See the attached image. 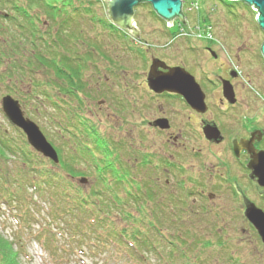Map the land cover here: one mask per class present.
<instances>
[{"label": "rangeland", "instance_id": "obj_1", "mask_svg": "<svg viewBox=\"0 0 264 264\" xmlns=\"http://www.w3.org/2000/svg\"><path fill=\"white\" fill-rule=\"evenodd\" d=\"M86 1L87 0H76L72 6L73 10H76L78 15L85 17L92 16L91 11L89 10L91 6L88 5ZM183 1L185 8L188 9V11L187 9L185 10V12L187 11L188 13L187 24L178 28L174 26L168 28L171 31H173V29H177L178 33L188 32V34L194 36L191 43L187 45V49L182 47L183 45L187 44L185 43L186 41H181L180 43L178 42L174 44L170 42V38H165L166 33L163 32V29H166L164 27V22L155 17L151 7L148 5L139 6L135 11V25L138 30L143 32L142 36L140 37L141 43L147 42L152 47L149 51L156 49V53H158V49L172 46L177 47L178 56L176 59H173V61L180 60L182 63H184L189 60L190 56L194 55L192 51L188 50L189 46H192L195 50L196 48L202 46L203 43H208L207 40L205 41L202 39V37L205 36L207 39L206 32L210 30L212 33L210 36L214 38L210 41V43L215 45L216 48H222V50L226 51L228 54V56H226V64L234 71H239L242 76L235 82V93L239 102V105L234 108L236 114L233 115V112L231 111L230 113H227V116L219 114V118L223 123H235L238 116L237 110H240L241 113L244 115L246 114V116L249 117V121L254 117L253 115H257V119H262L264 122V59L260 54V46L264 40V33L258 28L255 22V14L250 8H248V6L240 3H231L227 5L220 0ZM96 7L98 13H102V15L106 13L107 5L105 2H103V0H101V8L97 4ZM92 9V14L96 13L95 8ZM82 10L85 12L80 14ZM93 18L91 17L87 20L92 22L94 21ZM92 24L95 25L96 22H93ZM84 26H86L85 28H87L89 33H91L92 30L88 29L90 26L87 23ZM201 34L204 35L201 36ZM179 39H183V37L181 36L178 38V40ZM104 45L105 44H101L102 47ZM135 45L139 46V44ZM173 47L172 50L176 49ZM88 52H90V49H88ZM156 53L154 55L157 58H163L162 56L160 57V54L157 55ZM111 55V60L115 61L116 63H118V61L121 62L120 65L122 67H129V71H126H128L129 74L132 72L131 76L135 74L137 75L138 72L142 74L146 69V67L143 68V66L137 63H133L132 67L131 63L136 61H128L126 59L128 56L126 54L122 55L120 52H118V50L112 52ZM199 56L200 55L198 53H195V58L198 59L199 62H202L203 65L205 64V70L211 75L212 61L206 60L204 57ZM231 57H234L235 61H233ZM23 58L24 55L18 54L14 59V64H16L15 68L20 72L25 70V68L22 66L24 63ZM5 64L0 69V72H2L4 77L9 74L7 68L9 66ZM24 64L26 65V63ZM130 68L133 70L130 71ZM30 70L32 71L30 73V77L26 78V83L21 82V80L16 77V70H14L12 72L11 80L8 83L11 86L10 90L12 92H8L7 89H4V85L0 84V99L7 94H17H13L11 96L14 99L19 97V99L23 101V104H21L23 116L29 118L31 121L37 124L45 137L54 146L62 148L63 154L68 156V151H70L71 148L66 147L64 141L61 142V140L58 139L60 136V130L58 131V128L55 127L52 119L49 118L50 116L48 117V113L50 112H53V114L56 115V110H58V112L61 111V106L59 110L56 108V106H53L54 104L51 103V101L48 100L50 99V94L53 92L50 91L49 86H53V83L55 82L54 76L50 70L47 71L44 77L41 74V70L38 71L37 68L36 70ZM125 80H127V78H125ZM7 81L5 85H7ZM28 82H33L35 84L41 83V86L39 88H35L31 84L32 92L28 93ZM139 82H142V75L139 79ZM137 84L138 83H134V88H132L131 83L130 85L125 83L126 88L130 90L132 93L131 95L134 97L132 98L130 95L128 98L130 102L136 106V109L130 112V114L133 115L131 116V120L128 121L130 122L129 124L119 119L118 115H120V112L111 110L107 105H99V102H97V99L95 98H92L93 100L91 101L87 100V105L85 103L83 104V108H85L86 105L88 106V110H90L86 112L84 109V112L86 114L88 113V118H90V121L86 119V128L89 131L95 130V136L92 135V132H89V137H92V141H90L89 144L86 143L90 149L94 150L93 147H96L97 144L102 143V141L97 137H100L101 139L105 137V139H107V148H109V140H111L110 137H114L119 134L120 130H123L120 131V133H123L120 134L119 137H123L125 140L130 142L132 139L134 140L137 138V131L140 130L147 134L146 137L150 143L147 144L148 151H156L158 150L157 148L160 147V151H162V153L165 152L166 154L170 155L169 151H167L165 148V146H168V144L165 143V138H170V141H173L172 138L178 136L179 133H171L170 130L166 133H158L154 130H148L149 122L160 117H167L170 122L177 121L178 125L183 124L184 121H188L189 119L191 120L192 126H196V124H198L196 117L192 116L193 114L190 110L183 108V106L180 104L173 103L174 101L155 103L154 100L150 99L144 94L143 90L140 92H136L134 90ZM13 90H15V92H13ZM45 92L47 94L46 96L49 97L47 98V101L43 97ZM124 95L128 96V94L125 93H120V95H118L120 97L121 103H123ZM25 98L27 100H25ZM119 106L122 108L126 107L125 103L120 104ZM173 109H180V111L178 113ZM217 111L218 110L216 109V114L218 113ZM80 112L84 113L82 110ZM127 119H129V116H127ZM0 129L2 133L14 141L17 147L24 139V137L22 138L23 134L21 131L11 126L1 113ZM179 131L183 136L190 138L188 132H185V128L183 130V128L180 127ZM94 139H96L99 143L94 141ZM178 140L174 141L178 142ZM200 141L194 140L195 143L192 144V149H194L192 150L194 155L191 156L192 159L187 156L175 155L178 157L176 160L179 161V165L183 168V170L197 173V171L200 169L198 165L199 163H205L203 166L208 168L214 164L217 167H222V162H224L225 159V148H220L223 157H218V148L213 149L208 146L206 147V145L203 146L202 143L199 144ZM174 146L180 147L179 144L176 143H174ZM28 148L30 147L28 146ZM198 149L201 150V153L200 151L197 152ZM140 150H143V147H141ZM187 151H189V149ZM122 152V149H116V153L122 155ZM71 153L74 156H86V152L82 150H78L74 154L73 151ZM19 154L20 152L18 151V148H16L11 154L0 156V172L5 170L9 175L10 180L13 179L16 174H18L16 168H19L20 166V163L18 162ZM95 154L97 153L95 152ZM200 155L204 157V159L202 158V161L200 159L199 162L197 159ZM75 159L78 160L80 158L78 157ZM225 160H228V157H226ZM81 162H79L76 166L85 173L83 177L88 179L85 187H81L86 190H92L95 187L92 185L94 181L92 168L85 167L83 160ZM207 175H209L208 172H204L201 174V176L197 177L205 178ZM154 178L156 177L153 176L147 181V183L149 182V184L146 185L148 189H157L158 184L155 183L156 180ZM189 178L192 182L194 181V183L198 185L200 190L202 188L205 189L203 185H205L206 189L208 190L210 188L209 184H212L211 181L207 182L206 180L190 177L189 173L187 176L185 174L184 178H179L178 181L184 182L187 180L188 183H191L189 182ZM77 179L78 177H76L74 180H71L77 184ZM214 179L217 180L218 178ZM169 180H171L170 183L177 182V180H172V178ZM185 189L191 190L187 186ZM30 191L31 190H26L23 192L22 198L24 197V200L15 196H11L9 200L7 196L0 192L2 194L0 195V264H136L132 262H124V260L120 258L118 254L113 253V249L111 247L100 249L99 251H96L94 247V251L92 252V247L87 246V241L82 239L79 241L74 238L69 239L65 235V231H63L65 230L64 228L61 230L63 237H60L57 228H60L61 226L52 225V228L51 225L45 224L51 223L49 216L51 210L50 206L46 202V199L37 195H32V192ZM199 198L200 197L197 198L199 202H195L191 198L185 197L183 194L178 196L177 199L173 200H165L163 197H160L162 204L165 205L162 206L163 209L171 207L176 201L178 202V200H181L180 205H186L187 208H190L191 211H189V213L193 214V216H190L188 220L186 219V221H191L189 225H194L193 228L202 233L205 241L204 243L214 244L218 240L223 242L224 245H221L219 248H217L218 246H209L210 248H205L203 250L202 259L200 260L199 264H264V247L260 245L259 239L256 237L250 225H236V222L238 224L240 221H242V214L239 212V210L238 212L236 211V200L228 198L224 201L217 202V204L226 207L228 210V217L231 219L219 213V216L222 219L221 225H218V221L215 222V225H209V223H212L210 215L213 216L214 214L212 213L215 212V210L210 212V215L204 212V206L199 205ZM35 199L36 203L33 206L29 205L33 203ZM182 200H184V202ZM26 201L28 204H26ZM25 210L29 211L32 215L31 222L28 221L30 224L24 220L25 216L23 215L26 213ZM203 228H205L206 231ZM41 231L46 234H54V237L47 242H43L38 236L39 232ZM213 231H215V233H213ZM222 259H224V261L220 262Z\"/></svg>", "mask_w": 264, "mask_h": 264}, {"label": "flooded vegetation", "instance_id": "obj_2", "mask_svg": "<svg viewBox=\"0 0 264 264\" xmlns=\"http://www.w3.org/2000/svg\"><path fill=\"white\" fill-rule=\"evenodd\" d=\"M144 5L150 6L149 4ZM137 7L133 9V18L135 17ZM186 9L184 1H182L181 12L184 16L183 22H180L178 19H174L171 23L159 20L164 22V27L166 28L163 29V32L166 33L165 38H170V42L174 44L186 41L185 43L187 44L182 47L187 49V45L191 43L194 36L188 34V32L178 33L177 29L171 31L168 28L169 26H167L169 24H171L170 27L174 26L176 28L185 26L188 22V9L185 12ZM91 15L96 22L99 20H102V22L92 25L90 28L92 30L91 33L88 31L83 32L85 41L83 38L75 41L77 43L76 48L83 49L84 53L89 55L83 58L82 55L78 54V61L74 65V61L68 58L67 50L62 48L60 96L62 100L63 139L66 145L73 147L82 144L85 131H89L86 128V119L90 121L88 113L86 114L84 109L86 112L90 111L88 110V106H86V102L87 100H93L92 98L97 99L99 105H107L111 110L120 112V115H118L119 119L129 124L130 122L128 121L131 120V116L133 115L130 112L135 110L136 106L128 98L132 93L126 88L125 83L128 85L131 83L132 88H134V83H138L134 89L136 92L143 90L144 94L154 100L155 103L174 101L173 103L182 105L183 108L192 112V116L196 117L198 124L192 126L189 119L188 121H184L183 124L178 125L177 121L170 122L167 117H160L149 122L148 130H154L158 133H166L170 130L171 133H179L178 136L172 138L173 141H170V138H165V143L168 144L165 148L169 151L170 155L165 152L162 153L160 147L156 151H148L147 144L150 143L146 137L147 134L143 131H137V138L132 139L130 142L123 137V139L119 137L123 133H120V131H123L120 130L119 134L114 137L111 136V140H109L108 153L112 157L111 180L115 181V177L119 172V166L122 165L127 182L133 179L134 182L138 183L141 191L145 190L146 182L154 176L156 177L154 178L156 180L155 183L159 187L156 186L157 194L165 200L177 199L178 196L183 194L185 197L199 202L197 198L200 197L199 205L204 206V212L210 215V212L215 210L212 213L214 215H210L212 223H209V225H215L216 221H218V225H221L222 219L219 213L228 217L226 207L217 204V202L228 198L234 199L237 202L236 211L238 212L239 210L242 214V221L238 224L236 222V225H250L259 239L257 231L246 219L245 213L251 206L264 213V188L259 185L258 178L252 169L249 168L253 156L260 154V152L264 153V122L262 119L258 120L257 115H253L254 117L249 121V117L241 113L240 110H237L238 116L235 123H223L219 118V114L227 116V113L231 111L233 115L236 114L234 108L239 105V102L235 93V82L242 77L239 71H234L226 64V56H228L226 51L222 50V48H216L215 45L208 42L203 43L202 46L195 50L192 46H189L188 50L192 51L194 55L190 56L187 62L182 63L180 60L173 61L178 56L177 47L172 46L176 48L173 50L172 47L158 49V53H156V49L149 51L152 48L151 45L147 42L141 43L140 37L143 34L141 30H138L137 36H135L131 31L113 28L111 21L98 13ZM208 32L211 33V31H207L206 33L208 34ZM181 36L183 39L178 40ZM64 40L68 43L66 47H69V41L67 39ZM101 44L105 45L102 47ZM135 44H139V46ZM88 49H90V52H88ZM115 50H118L122 55L126 54L128 61H136L131 63L132 67L133 63H137L143 66V68L146 67L145 71L142 74L137 71V75L131 76L132 72L130 74L128 72L129 67H122L120 65L121 62L118 61L116 63L111 60V53L115 52ZM155 53L157 55L160 54V57L162 56L163 58H157L154 55ZM195 53H198L206 60L212 61L211 75L205 70V64L203 65L202 62H199L195 58ZM231 58L235 61L234 57ZM70 64H73V68L70 67ZM152 65H156V68L153 70L154 74L165 75L168 73V69L174 68L177 70L182 69L190 75L204 96V111L198 112L193 109L179 93L154 89L151 86L152 74L150 71ZM131 70L133 69L130 68ZM141 75L142 82L140 83L139 79ZM223 82H228L232 87L234 103H230L224 97L222 90ZM120 93L128 94V96L124 95L123 97V103L126 106L123 108L119 106L123 104L118 96ZM132 98L134 97L132 96ZM84 103L86 104L85 108H83ZM216 109L218 110L217 114L215 112ZM81 110L85 114L81 113ZM173 110L178 113L180 111V109ZM0 112H2L1 108ZM127 116H129V119H127ZM72 117L75 118V122L71 121ZM180 127L183 130L185 128V132H188L190 138L180 134ZM72 130H74V133H72ZM174 140H178V142ZM194 140H201L199 144L202 143L203 146L206 145V147L208 146L213 149L218 148V157H223L220 148H225L224 158L228 157V160L224 159L222 167H217L214 164L208 168L203 166L205 163H199L200 169L197 173L183 170L179 165V161L176 160L178 158L176 156L180 155L190 158L194 156L192 153V150H194L192 149V144L195 143ZM174 143L179 144L180 147H175ZM141 147H143V150H140ZM117 148L123 150L122 155L116 153ZM188 149L189 151H187ZM199 151L201 153V150L198 149L197 152ZM202 158L204 159L200 155L197 160L200 162ZM204 172H208L209 175L205 178L197 177L201 176ZM188 173L190 177L206 180L207 182L211 181L212 184H209L210 188L207 190L206 186L202 184L205 189L202 188L200 190L198 185L194 181L192 182L190 178L189 182L191 183H188L187 180L184 182L178 181L179 178H184V175L186 174L187 176ZM168 178L177 180V182L170 183L171 180ZM214 178L218 179L215 180ZM184 186L189 187L191 190H186ZM228 218L231 219L230 217ZM259 243L264 247L260 239Z\"/></svg>", "mask_w": 264, "mask_h": 264}, {"label": "trees", "instance_id": "obj_3", "mask_svg": "<svg viewBox=\"0 0 264 264\" xmlns=\"http://www.w3.org/2000/svg\"><path fill=\"white\" fill-rule=\"evenodd\" d=\"M221 1L227 5L238 4V2ZM75 2L76 0H0V69L5 63L9 66L7 67L9 74L6 77L0 72V84L4 85V89L12 92L8 83L14 70L16 77L26 83V78L30 77V69L41 70L43 77L49 69L55 82L53 86H49L50 91L53 92L48 100L60 110L62 48L67 50L68 58L74 61V65L78 61V54L83 58L87 57L89 54L84 53L83 49L76 48L75 41L82 38L85 41L83 32L88 30L84 25L94 22L87 20L91 16L78 15L76 10H73L72 6ZM86 2L91 6L89 10L92 14L95 3L92 0ZM84 12L82 10L80 14ZM64 39L69 41V47H66L68 43ZM18 54L24 55L23 62L26 63V65L23 63L25 70L21 72L14 64ZM70 67L73 68V64H70ZM6 81L7 85H5ZM27 84L28 93L32 92L31 84L35 88L41 86V83ZM11 95L9 94L13 98ZM46 95L45 92L43 97L47 101L49 97ZM17 101L20 106L23 104L21 99ZM52 114L53 112L48 113V117L50 116L59 131L60 112L56 110V115ZM89 132L94 135L95 130L85 131L83 143L89 144L92 141ZM97 138L102 141L93 147V151L97 154L85 151L87 149L85 147L80 148L86 152V156L79 155L81 159H78L79 161L71 151L70 155L65 157L62 148L54 146L49 141L59 161V164L54 166L28 148L25 137L17 147L14 141L0 129V156L11 154L18 148L20 166L16 170L22 178V183L19 182V193L22 192L25 184L34 185V194L46 199L50 206L51 223L48 225L52 228V225H61L62 229H65L63 231L68 233L67 236L87 241L88 247L92 249L111 247L113 253L118 254L126 263L199 264L205 248H210L209 246L219 248L224 245L220 240L214 244L204 243L202 233L194 229V225H191L192 227L189 225L191 221H186L193 216L189 213L190 208L180 205L181 200H178L171 207L163 209L164 204L157 190L148 189L146 185L149 182H146L145 190L142 191L133 179L127 182L122 165L119 166L118 175L115 177L117 192L112 194L113 182L109 180L112 157L108 153L107 139ZM58 139L62 142L60 136ZM77 151L78 149L75 150ZM82 160L85 167L92 168L94 178L92 185L95 186L92 190L83 189L73 182L76 177L88 180L83 177L85 173L76 166ZM0 178L2 191H8L7 185L10 179L5 170L1 171ZM24 216L26 222L31 220L29 213H25ZM203 229L206 231L205 228ZM47 238L48 236L44 239ZM223 261L224 259L220 260Z\"/></svg>", "mask_w": 264, "mask_h": 264}, {"label": "water", "instance_id": "obj_4", "mask_svg": "<svg viewBox=\"0 0 264 264\" xmlns=\"http://www.w3.org/2000/svg\"><path fill=\"white\" fill-rule=\"evenodd\" d=\"M240 2L256 11V23L258 28L264 33V0H227ZM106 3V0H103ZM141 4H149L153 12L167 23L174 19L184 21L181 12L182 0H109L107 1L106 14L111 23L120 30H128L137 36L138 29L133 22V9ZM171 26V25H170ZM260 54L264 59V40L260 46ZM155 66H151L152 74L151 86L154 89L166 90L181 94L185 101L196 111L203 112V94L194 79L182 69H168L165 75L154 74ZM185 75H183V74ZM223 95L230 102L234 103V93L228 82H223ZM2 110L7 120L16 128L21 130L29 145L44 158L57 164V156L53 148L47 143L46 139L38 127L30 120L25 119L17 102L9 97L2 99ZM211 135V134H210ZM250 169L258 178V183L264 188V153L253 156ZM81 182H85L81 180ZM247 220L252 224L258 233L261 242L264 244V213L251 206L245 213Z\"/></svg>", "mask_w": 264, "mask_h": 264}]
</instances>
